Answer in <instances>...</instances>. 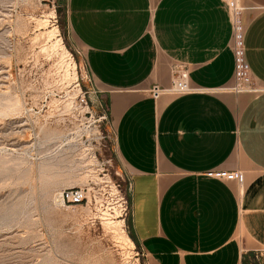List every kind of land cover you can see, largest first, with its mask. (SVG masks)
<instances>
[{
	"label": "crops",
	"instance_id": "1",
	"mask_svg": "<svg viewBox=\"0 0 264 264\" xmlns=\"http://www.w3.org/2000/svg\"><path fill=\"white\" fill-rule=\"evenodd\" d=\"M230 1L67 0L88 98L107 106L129 176L130 233L150 264H243L264 250V91L230 90ZM236 1L264 88V0ZM178 66L198 92L153 99L150 86L168 88Z\"/></svg>",
	"mask_w": 264,
	"mask_h": 264
},
{
	"label": "rangeland",
	"instance_id": "2",
	"mask_svg": "<svg viewBox=\"0 0 264 264\" xmlns=\"http://www.w3.org/2000/svg\"><path fill=\"white\" fill-rule=\"evenodd\" d=\"M66 13L67 0H0V264H150L130 237L129 176ZM73 187L85 199L63 204ZM243 264H264V250Z\"/></svg>",
	"mask_w": 264,
	"mask_h": 264
},
{
	"label": "built area",
	"instance_id": "3",
	"mask_svg": "<svg viewBox=\"0 0 264 264\" xmlns=\"http://www.w3.org/2000/svg\"><path fill=\"white\" fill-rule=\"evenodd\" d=\"M230 10L231 27H232V57H233V85L230 88L235 93H252L259 94L264 91V88L257 86L252 77L250 66L246 59L245 48V23L242 17L243 8L236 0H231L228 4ZM148 94L157 99L164 93H170L175 96H181L188 93L198 92V89L190 85L188 71L181 66L175 67L171 78V84L168 88H162L159 85L153 84L147 90ZM106 112H103L99 119L107 120V107ZM114 135V134H113ZM114 137V136H113ZM209 176L218 174L208 173ZM226 180L242 181L241 172H230L223 174ZM85 193L83 188L73 187L64 190L61 193V200L63 204L77 205L83 202Z\"/></svg>",
	"mask_w": 264,
	"mask_h": 264
},
{
	"label": "bare ground",
	"instance_id": "4",
	"mask_svg": "<svg viewBox=\"0 0 264 264\" xmlns=\"http://www.w3.org/2000/svg\"><path fill=\"white\" fill-rule=\"evenodd\" d=\"M46 25V24H45ZM49 33L51 34V35H53V36H55L57 33H58V29H57V27H53V29L51 30V31H49ZM57 37V36H56ZM53 39V38H52ZM55 39V38H54ZM53 43V42H52ZM56 44H58V46L61 48V50L64 52V54H66V56L69 58V60H70V64L72 65V67H73V70H74V68H75V63H74V61L72 60V58H71V56H70V53L67 51V49L65 48V46H64V44L62 43V38L61 37H57V39H56ZM51 46H52V44H51ZM57 46V45H56ZM57 49V48H56ZM60 50V51H61ZM59 51V52H60ZM65 58V57H64ZM70 65V66H71ZM70 70V69H69ZM74 72V71H73ZM74 74H75V72H74ZM73 74V75H74ZM76 76V75H75ZM107 216V215H106ZM109 220V219H108ZM115 222V221H114ZM117 224H121V220H119V223L118 222H116ZM116 224V225H117ZM114 226V225H113ZM119 227H120V225H119ZM114 228H115V226H114ZM116 229H117V227H116ZM125 237H126V239H127V241L129 242V244L130 245H134V243L132 242V240L129 238V237H127L126 235H125ZM124 239V238H123ZM125 240V239H124ZM122 241V240H121ZM126 245V244H125Z\"/></svg>",
	"mask_w": 264,
	"mask_h": 264
},
{
	"label": "trees",
	"instance_id": "5",
	"mask_svg": "<svg viewBox=\"0 0 264 264\" xmlns=\"http://www.w3.org/2000/svg\"><path fill=\"white\" fill-rule=\"evenodd\" d=\"M130 233V232H129ZM130 237L132 238V240L134 241V243L138 246V244L136 243V241L134 240L133 236L130 233Z\"/></svg>",
	"mask_w": 264,
	"mask_h": 264
}]
</instances>
